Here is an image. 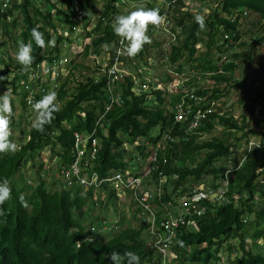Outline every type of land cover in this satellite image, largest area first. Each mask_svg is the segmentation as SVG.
<instances>
[{"label":"trees","instance_id":"16d2710c","mask_svg":"<svg viewBox=\"0 0 264 264\" xmlns=\"http://www.w3.org/2000/svg\"><path fill=\"white\" fill-rule=\"evenodd\" d=\"M57 1L59 6L52 3L49 10L44 12L37 7V0H10L5 11H0V23L6 17L0 25L2 35L8 39L15 54L19 41L28 43L31 40L30 33L34 27L39 26L46 41L55 39V47L45 49L32 42V54L35 57L32 69L37 64L45 63L50 70L63 60L62 47L72 42L77 29L76 19L80 16L86 23L90 22L86 13L91 0ZM117 1L105 0L97 21L91 28L85 25L84 38L89 40V44L83 47V56L93 55L96 60L94 56L106 53L113 57L115 50L110 49V46H115L119 40L113 31L115 16L127 15L137 7L157 8L160 13L163 12L161 4L157 7L154 3L134 7ZM128 1L136 3L138 0ZM46 2L50 5L49 0ZM78 11H81L79 16ZM190 11L184 10L182 1H178L170 11L178 33H172L175 43H169L168 53L158 50L162 42L153 37L156 29L150 26L148 34L152 43L145 45L135 58H129L126 54L121 58L137 69L139 77L144 67L153 68L149 61L155 56L156 49L163 59L168 55L165 61L174 66V77L185 75V65H190L188 71L194 76H184V86L187 89L194 88V95L202 102L195 105L193 100L184 98V101L192 104L189 121L193 119L192 116L207 109L210 111L206 114L207 119L202 120L189 136L183 128L179 129L182 125H177L174 115L166 110L168 104L179 102L182 93L166 99L165 91L156 89L150 81L147 84L149 91L137 95L132 90L131 78L126 77L118 86L123 103L105 112L108 102L107 79L95 63L94 69L87 68L89 73L80 75V79L75 77L74 70L82 66L74 65L65 76L63 73L54 76L49 72L47 76L33 80L29 75L31 69L24 71L15 56L11 58L7 55V60H1L3 69L0 76L5 77L12 72L14 77L18 76L15 82H18L17 79L21 81L19 86L13 83L11 89V95H20L21 110L32 109L26 101L28 92L25 86L35 90L32 95L35 103L45 95L41 90L48 84L53 86L51 91L57 92L62 110L56 114L51 126H46L43 134L33 128L20 131L18 150L14 154H0V182L7 179L12 189V198L3 205L6 215L0 216V264H112L109 259L112 252L123 256L128 251L139 255L141 264H160V255L143 238L149 226L147 222H140L136 228L129 226L121 229L105 242L96 240L93 235L95 219L92 218L87 226L83 223L89 203L116 209L117 199L113 190L106 189V200L100 203L99 199L93 200L92 191H83L78 186L64 189L60 180L54 179L52 190L45 187L44 174H41L43 164H37L39 154L48 148L55 166L71 163L74 134L90 132L98 121L99 151L93 170L101 177L124 169V156L128 157L129 162L135 160L132 153L125 150V144L134 145V151L143 161L152 158L153 183L149 184L147 190L151 196V208L159 206L153 221L156 228L167 219L161 214L166 211L170 195L177 188L181 187L184 193L195 187L208 191L209 188L220 186L218 182L227 181L225 202L217 207L202 198L199 204L204 211L195 213L191 209L185 224L176 229L175 240L168 250V264H224V253L235 257L228 264H264V201L261 200L264 197V183H260L261 179L264 181V128L252 129L250 125L253 122L258 127L264 121L259 116L261 114L256 112L257 103H248L246 96L240 99V105L243 106L237 118L231 112L218 116L220 109L216 107L222 92L224 95L229 93L219 86L239 88L241 84L234 79L239 62H247L243 72L246 80L252 52L258 45L264 47V0H221L205 18L206 27L203 30L195 22L196 14ZM52 12H55L57 21L52 18ZM244 12L257 15L262 21L258 35L253 34L251 28L247 30L254 35L250 44L240 40L243 37L240 20ZM58 23H64L71 35L60 34ZM81 30L84 31V28ZM198 45L205 48L203 52H199ZM221 57H225V60L221 61ZM259 70L260 78L264 81V57ZM164 77L161 79L163 83L172 80L168 69ZM200 77L208 78L215 86L210 89L198 88L197 79ZM18 88L21 89L19 94ZM71 90L74 93H70ZM149 96L153 98L149 99ZM263 98V95L259 96L260 100ZM211 103L214 105L211 106ZM12 104L15 111L13 100ZM217 130L221 133L219 136L202 139V136ZM253 136L260 139L259 147L248 152L249 137ZM241 142H244L243 150L239 153ZM157 145L160 148L153 152ZM127 152L129 154H125ZM245 155L246 161L239 169L229 173L228 162H237ZM28 165L30 169L36 168L33 183L24 180L18 186L14 178ZM160 177L169 179L166 183H160ZM21 196L27 201V207L21 205ZM256 196L259 198L255 199ZM171 203L176 207V203ZM135 210L138 212L139 208ZM142 214L148 218L147 213ZM178 241H182L183 246Z\"/></svg>","mask_w":264,"mask_h":264},{"label":"built area","instance_id":"2783aa9c","mask_svg":"<svg viewBox=\"0 0 264 264\" xmlns=\"http://www.w3.org/2000/svg\"><path fill=\"white\" fill-rule=\"evenodd\" d=\"M53 1V0H51ZM156 0H138L136 3L128 0H118L119 4L128 3L129 6H138V5H148L154 3ZM178 1L183 2L184 10L190 9L192 10L194 7H191L189 0H162L160 9H163L161 15H163L166 19V24L162 29V32L168 34L171 38V44L175 41L173 39L172 33L177 34L178 29L175 27L173 22V14L170 15V11L173 10L176 3ZM54 2V1H53ZM10 0H0V11L3 12L9 6ZM190 6V8H189ZM246 14L245 12L243 15ZM114 48L115 52L113 57L111 58L108 54L103 53L98 56L99 59L96 60V66L100 67V72L106 77L107 85H106V94L108 96V102L105 107V112L110 110L113 106L121 105L123 100L118 93V86L121 84L126 77H130L132 81V90L140 95L142 92L149 91V87L147 86L148 82L144 78L143 70L148 67H144L140 71V77L137 73V69L135 70L133 67H130L127 62H123L121 58L124 56L123 46L120 44V38L115 46L111 45L110 49ZM97 59L96 56H94ZM225 57H221V61H224ZM62 61H59L58 64H55L48 69V66L45 63L37 64L34 69L30 70V77L35 80L38 77H45L50 72L52 75L56 76L58 73L62 72ZM64 68V67H63ZM221 72V71H219ZM67 74L63 73V76ZM143 74V75H142ZM143 76V77H142ZM184 76H176V82L179 84V88L175 90V94H181L182 96L179 102H172L166 106V110L169 114L174 115V121L177 125L180 126V130L188 136L193 134V131L198 127L202 120L207 119L206 114L210 111L209 109L204 112L199 113L197 116H192V120L189 121V116L192 112V107L190 103L184 101V98L188 97L189 100H193V104L199 105L202 101L199 98H196L194 95V88L187 89L184 86ZM30 79V78H29ZM173 80L169 81L172 82ZM150 82V81H149ZM156 89L161 87L156 84H152ZM25 90L28 92V96L26 98L27 104L30 106L34 102L33 100V90L28 86H25ZM163 90V89H162ZM44 94L48 93V90L42 89ZM165 91V90H164ZM250 92V91H249ZM249 92L242 94L239 96V99H242L244 96L247 97ZM259 95H264L260 94ZM153 98L149 96V99ZM20 99V95H19ZM239 99L236 101L238 102ZM150 102V100H149ZM235 102V101H234ZM233 102V103H234ZM232 103V104H233ZM214 103H211L213 106ZM217 108H220V105L216 104ZM231 107L227 110L222 109L218 111V116H223L226 112H230ZM101 116L99 120L102 118ZM235 117V116H234ZM236 118V117H235ZM186 122H189L185 125ZM99 123V121H98ZM98 123L94 126V128L90 132L83 133H75L74 134V143L70 153L71 163L67 165L55 166V179L60 180L62 182V186L64 189L71 188L73 186L80 187L83 191H92L97 194L100 201H103L106 196V189H110L114 191V195L116 199L119 201L129 199L130 204L136 203L134 205L136 208H139L141 216L146 220L149 224L148 226V234L151 238L152 247L157 254L160 255L159 263L160 264H168L169 262V247L171 243L175 240V231L179 227V225L185 224L186 216L190 215L191 209L196 213H202L204 208H200L199 201L202 198H206L209 200L208 202L212 205L219 207L223 202L226 201L225 193L227 181L223 180L216 189L209 188L208 191H202L197 187L193 188L190 192L184 193L181 187L177 188L171 195L170 202H167L166 211L161 214L164 218H167L164 222H161L159 226L156 228L153 225L155 212L158 211V207L154 206V209L150 206V192L147 190L150 183L152 182L151 171L152 170V158L149 157L147 160L143 161L142 158L138 155L136 151H134V145L125 144V150H128L132 153V156L135 158L133 162H129L128 157L124 156L123 163L125 164L124 169L118 171H112V174L109 176L101 177L95 170H93V164L96 161V157L99 151V139H98V130L100 129V125ZM98 125V126H97ZM260 139L253 137H249V142L247 146V151L251 152L256 145H259ZM129 147V148H127ZM160 147L157 145L153 148V152H157ZM45 150H49L46 148ZM240 151V150H239ZM125 153V154H129ZM242 150L239 152L241 153ZM246 161V155L238 159L237 162H228V171L229 173L232 171H236L239 167ZM52 164H55V161H52ZM146 165L145 167H143ZM147 169V170H146ZM169 179V178H168ZM166 177H160V183H166L168 180ZM171 181L173 178H170ZM261 184L264 183L263 179L260 181ZM144 184L145 187H144ZM159 192V191H157ZM160 193V192H159ZM159 197V194L157 195ZM259 198L256 196L255 199ZM264 201V197L262 199ZM176 203V207L172 205V203ZM142 213H147L148 218H145ZM101 221V222H100ZM99 224L92 228V232L94 231H118V224L116 222L109 223L106 219H100Z\"/></svg>","mask_w":264,"mask_h":264},{"label":"rangeland","instance_id":"374dc122","mask_svg":"<svg viewBox=\"0 0 264 264\" xmlns=\"http://www.w3.org/2000/svg\"><path fill=\"white\" fill-rule=\"evenodd\" d=\"M54 1V2H53ZM49 0L50 5H48V3H45V0H37L36 5L40 10L48 11L49 10V6H51V4L53 3V5H58L59 3L57 0ZM104 2L105 0H91L90 3V8L87 11L86 15L87 17H90V22L89 24L86 23L85 20L80 19L79 15H81V11H78V18L76 19L77 21V29L75 31V35L73 37V40L70 44H65L62 50V54L64 55V59L62 61V64L60 67H62V72L66 73L68 71L71 72L73 69L74 65H80L82 67L74 70V74L75 77L80 79V75L82 74H88L89 72L87 71V68L90 70L94 69V63L96 64V60L99 59V57H97L96 60L93 59V55H89L88 57L83 56V47L86 44H89V40L84 38L85 37V30L86 27L85 25L89 28L92 27V25L97 21L98 17L101 15L103 7H104ZM162 0H156L154 1L155 6H159L161 4ZM221 0H189V3L191 4V7H194L190 12L192 14H200V15H204L205 18L216 9V7L218 6V4H220ZM200 6V7H199ZM63 8V6H62ZM190 8V6H189ZM164 9V8H163ZM52 18L55 19V21H57V16L55 15V12H52ZM6 18V17H5ZM2 19L0 25L3 23V21L5 20ZM83 20V21H82ZM261 20L258 18L257 15L254 14H244L241 16V20H240V24H241V31H243V37L240 39L241 41H245L246 43L250 44L253 39H254V35L249 34L248 33V29L251 28L250 30H252L253 34H257L260 33V28H261ZM59 24V23H58ZM84 28V31L81 30L82 27ZM254 26V27H253ZM87 28V30L89 29ZM59 33H63L64 36H68L71 35L67 30V26L64 23H60L59 24ZM160 30V31H159ZM159 30H155L153 37L162 42L161 46H159L158 50L161 52H166L168 53V47H169V43L171 44V38L168 34L162 32V29ZM0 71L3 69V66L1 64V60H7V55H9V57L12 58V56H15V52L12 50V48H10L9 46V41L8 39L2 35V29L0 28ZM175 43V41L173 42ZM197 49L199 50V52H203L204 51V47L198 45ZM154 57H152V60H150V64L153 66V68H145L142 72H143V76L144 78L147 80V82L152 81V84H156L157 86L161 87L163 90H165V98L169 99L170 96L172 95H177L174 93V88L175 90L177 88H179V84L176 82V76L174 77V75H172V71L174 70V66H170L166 63V59L168 58V55H166L164 57V59L162 58V56L160 54H158L157 49L154 52ZM264 57V47L263 45H258L256 46V48L254 49V51L252 52V63L250 64V68L248 69V73H247V79H244V66L246 65V60L245 61H240L239 62V68L236 70L235 74H234V79H236L237 82H239L241 85L239 86V88L235 89L232 88L230 86H226V85H220V89L224 90L227 89L229 91V93L227 95H224V92H222V95L220 96V98L218 99V104L220 105V110L225 109L227 110L228 108L231 107V114L233 116H235L236 118L238 117V115L240 114L241 110H242V106L240 105V97L242 94H245L244 92H249L250 94L247 95L246 98H248V103H257V107H256V112L257 114H261L259 116H261L262 120L264 121V98L263 100L259 99V93L260 94H264V81L261 80V76H260V65L262 62V59ZM64 67V68H63ZM190 68V65H185L184 70L185 72V78H193L194 73H192L191 71H188ZM169 71V73L171 74V78H172V82L166 81L165 83L161 82V79H165L164 74L165 72ZM142 76V77H143ZM196 76V75H195ZM6 79L3 81H0V95H3V93L7 90V89H12L13 83H17V85L15 86H19V84L21 85V81L19 79H17L18 82H15L16 78L18 77H14V73L10 72V74L5 76ZM198 88H202V89H206V88H212L215 86L214 83H212L208 78H198L197 79V85ZM53 86L52 85H46V89L49 91H51V88ZM178 90V89H177ZM21 91V89H17V94H19V92ZM225 91V90H224ZM70 93H74L73 90L70 91ZM262 96V95H261ZM264 97V95H263ZM239 99V101L237 102L236 100ZM12 100L15 106V111H14V116L12 118V129H13V136L12 139L15 140V143L18 142V138L20 136V131H28L30 128H32V121L35 118V113L32 112V109H29L28 111H23L20 108L19 105V95H12ZM235 101V102H234ZM234 102V103H233ZM233 103V104H232ZM258 116V118H260ZM260 119V120H261ZM261 122V121H259ZM251 128L252 129H263L264 128V122L260 125H257L258 127L255 126V124L252 122H250ZM221 133L219 130L217 131H213L210 134H206L204 136H202V139H211L212 137L215 136H219ZM239 136V134H238ZM244 142H241V148L239 149L240 151L243 150L242 149V144ZM129 148V147H127ZM239 151V152H240ZM128 153V152H127ZM51 153L48 152V150H44L42 151L38 158H37V164L42 162L43 164V171L41 172V174L43 176V178L45 179V187L48 190H52V182L55 181V165L52 164L53 160L51 161ZM146 165H144L143 167H145ZM35 170L34 169H30V165H28L26 167V169H22L21 172H19V175L16 176L14 178L15 183L20 186L22 185V182L24 180H26L28 183H33L32 179L35 177ZM147 170V169H146ZM210 181H208L206 183V185L209 183ZM86 210H87V215L85 220L83 221V223L87 226L88 223L92 222V218L95 219V221L97 220V222L94 221L95 225L99 224V221L101 218H104L106 220H108L109 223L111 222H116L118 224V229H122L124 227H129L132 226L133 228H136L137 224H138V219H141V215H139V211L138 213H136L137 215H135L132 211V205L129 202V199H125V200H119L118 204L116 205V209H113L110 206H106L102 207V208H98L97 205L96 206H86ZM137 216V217H136ZM135 217V219H134ZM101 222V221H100ZM135 222V223H134ZM137 223V224H136ZM115 234V231H106L103 232V234H98L96 235V239L101 240V241H105L107 240L110 236H113ZM143 238L145 239V241L147 243L150 242L151 238H149L148 232H144L143 233ZM223 258H224V264H228V261L232 262L233 259L235 260V257L233 255H228L227 253L223 254Z\"/></svg>","mask_w":264,"mask_h":264},{"label":"clouds","instance_id":"9594fccd","mask_svg":"<svg viewBox=\"0 0 264 264\" xmlns=\"http://www.w3.org/2000/svg\"><path fill=\"white\" fill-rule=\"evenodd\" d=\"M194 19L200 30L206 27L204 15L198 14ZM165 24L166 19L161 15L159 9L137 7L127 15L115 16L113 20V31L114 34L120 38V44L123 46L124 53L129 58H135L143 51L145 45L152 43V39L148 34L150 26L159 30L163 28ZM30 36L31 40H29L28 43L22 40L18 42V51L14 57L24 71L30 70L35 61V57L32 54L33 41L35 45L41 49L55 47L56 43L54 38L46 41L44 33L39 30V26L31 29ZM5 79L6 77L0 76V81ZM31 107L35 113V118L31 126L34 130L42 134L46 131V126H51L56 118V114L62 110V104L58 100L57 92L54 90L49 91L41 99L32 103ZM13 116L14 111L11 89H7L3 95H0V154H14L18 150L17 143L11 139L13 136V129L11 127ZM256 147H259V145H256ZM11 198V186L9 181L4 179L0 182V216L6 215L3 205ZM20 202L23 207L28 206L23 196L20 197ZM139 215H141L140 210ZM142 219L144 218L141 216V219H138V223L146 222ZM146 232L148 231L146 230ZM178 243L183 246L182 241H178ZM109 259L112 264H141L139 255L131 251L125 252L123 256L120 253L112 252L109 255Z\"/></svg>","mask_w":264,"mask_h":264},{"label":"crops","instance_id":"0c3cea01","mask_svg":"<svg viewBox=\"0 0 264 264\" xmlns=\"http://www.w3.org/2000/svg\"><path fill=\"white\" fill-rule=\"evenodd\" d=\"M93 193V192H92ZM94 194V196H93V200H96V199H99V197L97 196V194H95V193H93ZM105 200H106V196H105V199L103 200V201H100V199H99V201H100V203H104L105 202ZM116 205L118 204V200L116 201V203H115ZM97 205V207L98 208H102V207H105V205L103 204H96ZM96 205H92V204H90L89 203V205L88 206H96ZM131 205H132V211L134 210V212H136V213H138L135 209H137L132 203H131ZM133 212V213H134ZM136 213H134L135 215H137ZM135 223V222H134ZM137 224V223H136ZM139 224V223H138ZM138 224H137V226H138ZM136 226V227H137ZM130 227H132V226H130ZM124 228H126V227H124ZM124 228H122V229H124ZM133 228V227H132ZM121 230L120 229H118V231L117 232H115V234L113 235V236H110L107 240H109L110 238H112V237H114V236H116L119 232H120ZM103 234V231H94V233H93V235H98V234ZM96 240H98V239H96ZM107 240H105V241H107ZM104 241V242H105ZM150 244H151V242H149Z\"/></svg>","mask_w":264,"mask_h":264}]
</instances>
